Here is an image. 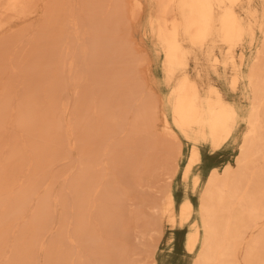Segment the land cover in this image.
Here are the masks:
<instances>
[{"label": "bare ground", "instance_id": "6f19581e", "mask_svg": "<svg viewBox=\"0 0 264 264\" xmlns=\"http://www.w3.org/2000/svg\"><path fill=\"white\" fill-rule=\"evenodd\" d=\"M2 1L0 31L11 23L4 20L6 13L22 20L39 2L49 8L43 30L46 38L48 31L56 35L57 30L61 37L65 21L72 17L64 18V0H4L1 4ZM155 1L150 32L163 54L161 67L168 93L159 100L150 91L139 99L135 79L139 62L131 54L124 61L119 47L109 53L104 49L102 43L109 40L103 33L109 25L102 24L96 33L99 58L93 66L102 68L106 61H114L118 70L121 68V77L115 80L111 97L99 86V103L94 98L88 108L83 103L87 108L83 126L88 136L90 170L68 185L67 191L75 197L72 204L56 196L55 211L61 208L62 213L55 224L54 209L48 200H43L32 221L28 225L27 220L21 222L20 226L26 233L31 226L37 242L42 239L40 252L45 264H140L133 258L134 241L140 235H133L123 205L138 199L140 189L150 186L139 178L142 171L150 180L157 179L165 185L158 190L160 198L141 196L136 203L137 218L146 229L143 235L154 232L167 237L168 223L176 232L186 231L184 248L187 256L193 257L192 264H264V0H259L260 5L256 0ZM82 4L88 20L97 7L92 2L91 9L87 0ZM134 4L140 9L143 1L134 0ZM118 10L113 8L109 18ZM50 24L55 25L54 29H49ZM88 33L85 30L84 38ZM82 55L86 60L85 50ZM54 86L48 91L52 93ZM239 92L249 99L246 112L237 100ZM36 97L46 100L49 94L38 90ZM23 104L21 126L25 133L34 132L36 141L45 143L37 150L41 154L50 152L48 160H44L49 164L61 125L47 120L53 115V107L48 105L46 109L45 101L33 105L31 93L25 94ZM92 105L100 113L92 112ZM107 107L115 108L121 126L115 132L121 137L114 142L119 149L113 147L111 151L103 147L108 133L105 123L99 127L95 119L103 118ZM129 111L133 114L130 122L123 118ZM78 113L73 108L75 118ZM159 122L164 123L162 136L150 133L140 137L142 130L150 132ZM66 134L74 138L73 123H67ZM144 139L146 157L142 159L136 148ZM93 142L99 148L95 160ZM121 148L127 154H121ZM227 153L231 155L225 161L214 162L215 156ZM101 157L105 160L101 161ZM48 164L38 163L30 180L24 171L20 192L0 188V197H18L16 207L24 214L23 203L37 194L36 187L42 183L38 176L44 177ZM128 172L132 184L126 180ZM123 180L128 185L124 187L126 199L119 197L121 191L118 193ZM1 204L0 251L5 247L3 255L14 254L8 264H28L38 243L28 244L25 240L26 246L22 242L7 244L2 234L4 226H11L10 220L18 228L16 224L23 215L8 212L10 202L2 198ZM55 229L56 237L49 245L46 238ZM168 240L173 242L175 235ZM150 259L151 264H162L154 255Z\"/></svg>", "mask_w": 264, "mask_h": 264}, {"label": "rangeland", "instance_id": "374dc122", "mask_svg": "<svg viewBox=\"0 0 264 264\" xmlns=\"http://www.w3.org/2000/svg\"><path fill=\"white\" fill-rule=\"evenodd\" d=\"M142 1L143 6L138 9L135 7L134 0H87L91 9L92 2L97 7L94 16L87 20L88 15L87 12L83 13L82 0H64V18H68L70 15L72 17L65 21V25L63 24L61 37H59L61 31L57 30L56 35L52 31H48L46 38V32L43 30L49 8H47L48 10L43 8L44 4L41 2L22 20L12 19V13L4 15V20L11 21V23L5 30L0 31L1 189L8 190L12 188L19 193L22 188L21 179L24 171L27 179L30 180L33 174H36L38 163L48 164L45 161L48 160L50 152L46 151V153L41 154L37 150L38 147L45 143L36 141L34 132L25 133L24 128L21 126V112L24 108L25 94L31 93L33 105L45 101L46 109L48 105L53 107V115L49 116L47 120L61 125L56 145H54V154L45 169V175L43 178L38 176L42 183L36 187L37 194L23 203L24 210H26L25 213L22 214L20 209L16 207L19 205L18 197L9 200L5 195L0 197L3 202H10V207L6 206L8 212L16 215L21 213L23 215L20 223L17 222L18 224H16L18 228L13 225L14 221L9 220V216L4 217L11 224V226L8 224L4 226L2 232L6 237L7 244L14 245L22 242L26 246L23 242L25 240L28 244L30 241L37 242V238L32 236L34 230H30L31 226H28L30 228H28L26 233L25 229L20 227L21 222L27 220L26 224L28 225L33 219V214L37 212L38 204L43 200H48L54 209L53 219L55 224V221L62 213L61 208L55 211L54 200L56 196L63 197L66 203L72 204L75 197L73 192L69 191V193L67 191L68 185L72 180L79 181L83 178L86 169L90 170V150L88 152V136L85 134L86 129L83 126V115L88 108L89 101L90 104H93L94 98L99 103V86L103 87L104 92L107 91L106 95L111 97V89L115 84V80H119L121 77V68L118 70V65L115 66L114 61L105 60L106 62L104 61L102 68L101 66H93L95 62H98L99 58L96 52L99 48L98 41H96V33L99 32L102 24L108 23L109 25L108 29L103 33L105 39L109 40V42L102 43L104 49L109 53L119 47L120 56L124 57V61L131 54L137 60L136 62H139L137 64L139 65L138 71L135 75L136 83L139 84L137 85L140 93L138 94L139 99L142 100L145 94H149L150 91L157 94L159 100L168 93V85L165 83V74L161 67L163 54L157 45L156 38L150 32V19L155 15L156 1ZM3 2L4 0L1 4ZM255 3L261 4L259 0H256ZM113 8L117 10L119 8L120 11L113 12V17L109 18L108 15ZM53 27L55 25H49V29H54ZM85 30L86 34L89 32L86 38H84ZM84 50L87 54L86 60L85 56L82 55ZM93 50H95L96 54L93 53ZM54 51L56 54L51 53ZM71 64H73L72 67L74 68L72 70ZM52 85L55 86L51 93L48 90ZM38 90L42 93H48L49 98L38 100L36 97ZM236 97L241 106H243L244 112H246L249 99L242 92L237 93ZM85 102L87 103V108L83 106ZM73 108L79 110L78 118L72 115ZM6 111L8 112L6 113ZM91 111L97 114L100 113V110L95 105L91 106ZM104 112L103 118H95L99 127H102L105 123V130H108L103 147L110 151L113 150V147L119 149V146L118 148L114 146V142L121 137V135H115L117 129L121 128L120 122L116 118L115 108L107 107ZM132 117V111H129L128 115L123 118L130 122ZM68 122L73 123L74 138L68 137L66 134ZM62 127H64L65 131ZM163 127L164 123L159 122L158 126L150 132L142 130L139 135L144 138L150 133L162 136V130L160 129H163ZM25 146L27 148L24 150ZM84 146L86 147L85 154L83 153ZM91 149L95 160L99 155V148L95 142L92 143ZM136 151L140 158L146 157L145 139L138 144ZM24 154L26 155L24 156ZM121 154L127 153L121 148ZM227 155H231V153L223 154L221 157L219 155L215 156L214 162L225 161ZM109 156H114V153H110ZM100 160L104 161L105 157H101ZM209 160L213 161L212 159ZM139 176L143 181L145 179V184L150 186L140 189L138 199L135 198L131 202L125 201V205H123L126 210L124 212L130 221V229L133 231V235H140L134 241L136 254L133 258L139 260L140 264H151V255L156 256L162 264H192L193 257L187 256L188 254H186L184 248L186 231L178 230L176 232L168 223H165L168 239L171 235H175L173 242H169L166 235H159L154 232L142 234L146 229H144L143 221L137 218L136 203L141 196L160 198L161 194H158V190L165 187V185L163 181L150 180L148 174L143 171L139 173ZM131 177L128 172L126 180L132 184L134 181H131ZM111 178H114V175H111ZM125 182L124 180L120 181L121 185L118 191V193L122 192L119 195L122 199L127 198V192L124 187L128 185ZM0 206L2 207V204ZM135 227L137 228L136 233H134ZM56 232L57 229L47 236L46 242H49V245L53 243ZM253 233L251 232V235ZM41 241L42 239H39L37 242V249L28 258V264H45L40 252ZM3 251H5V247ZM3 251H0V264H8L14 254L3 255ZM239 257L241 260L244 257L243 247L240 249Z\"/></svg>", "mask_w": 264, "mask_h": 264}]
</instances>
